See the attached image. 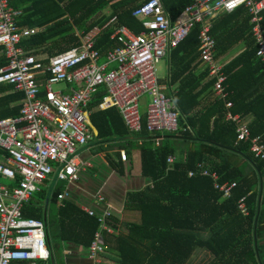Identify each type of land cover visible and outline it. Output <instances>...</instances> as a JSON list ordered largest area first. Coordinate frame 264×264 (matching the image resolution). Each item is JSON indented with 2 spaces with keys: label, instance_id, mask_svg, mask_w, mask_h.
I'll use <instances>...</instances> for the list:
<instances>
[{
  "label": "trees",
  "instance_id": "1",
  "mask_svg": "<svg viewBox=\"0 0 264 264\" xmlns=\"http://www.w3.org/2000/svg\"><path fill=\"white\" fill-rule=\"evenodd\" d=\"M108 1L9 0V4L15 9L22 8L19 25L41 28L23 38L20 46L35 53L34 49L46 45L52 55L79 42L75 30L87 32L114 15L119 24L132 32L142 30L139 19L131 12L145 0H119L111 5L109 14L99 15ZM161 1L174 21L194 0ZM250 19L245 6L221 13L213 21L210 34L215 40L217 58L241 41L246 44L245 50L223 65L224 87L228 92L227 100L232 102L229 111L243 118L253 116L249 123L251 138L259 136L264 143V71L255 55ZM261 25L264 28V11ZM199 31L200 25L196 24L169 52L174 68L171 77L173 81L180 79L174 95L179 127L177 132L164 133L165 139L159 145L153 139L160 136H149L143 126L144 119H141L142 129L131 134L114 108L96 110L104 95L102 91L95 94L89 104V109H94L90 121L98 131L97 139L122 140L120 147L126 153L138 149L141 176L149 180L143 189L127 193L126 209L138 211L139 219L127 222L125 230L116 234L103 231L105 249L99 257H109L111 261L101 260L100 264H186L198 247L211 253L205 264H264V190L256 244L253 234L264 161L255 157L250 141L236 142V125L225 119L224 101L212 92L215 78L209 77L201 83L208 69L204 67L195 72L199 62ZM111 32V28L105 29L96 38L95 48L101 53L114 44ZM6 63L7 58L0 52V67ZM191 63H194L193 70H188ZM11 91V85L0 84V118L19 114L23 94ZM205 91L210 92L211 98L196 109L199 96ZM169 155L175 157L170 165L167 163ZM107 158L119 168L120 161L116 162L109 154ZM197 163L214 171L219 184L234 183L228 197H222L209 178L199 174L189 176L188 171L196 170ZM63 188L64 182H59L49 198L47 210V190L43 189L36 192L41 200L35 204L30 198L22 206L24 216L43 220L46 215V243L53 257L52 264H67L64 244L75 243L88 252L94 233L100 228L97 218L88 215L77 202L67 199L58 204L57 194ZM240 198L246 206V214L238 208ZM107 222L117 226L112 216Z\"/></svg>",
  "mask_w": 264,
  "mask_h": 264
},
{
  "label": "built area",
  "instance_id": "2",
  "mask_svg": "<svg viewBox=\"0 0 264 264\" xmlns=\"http://www.w3.org/2000/svg\"><path fill=\"white\" fill-rule=\"evenodd\" d=\"M245 6L251 15L255 55L264 71V28L261 25L264 0H194L171 20L161 0H145L131 15L139 19L142 30L132 32L112 16L102 27L78 35L79 42L52 55L39 57L20 46V41L37 32V28L21 26V11L13 8L9 0H0V47L7 63L0 67V84L11 85L13 92L23 94L19 114L0 118V264H49L51 252L47 242L46 225L42 219L24 216L22 206L38 186L52 182L51 195L59 182L64 188L57 194L58 204L69 199V186L78 173L92 165L90 158L81 155L96 134L92 130L89 104L95 94H104L96 110L114 108L131 134L142 129L139 111L141 99L147 97L143 126L152 136L178 131L179 110L174 94L159 82L156 63L166 58L196 24L200 25L197 47L199 62L214 77V96L224 101L226 120L236 125V142L250 141L255 157L264 161V143L260 137L251 138L249 123L229 111L224 87L226 75L223 63L215 56V40L210 34L215 18ZM111 28L112 47L101 53L95 48L100 31ZM62 88L54 90V85ZM156 137L155 144H158ZM125 160L127 153L119 150ZM175 157H167L168 165ZM199 174L212 181L213 188L226 198L234 183H218V176L197 163ZM53 172L52 176L50 174ZM264 180V172H263ZM97 201L104 196L95 194ZM240 212L246 214L242 198L238 200ZM81 209L100 222L88 247L92 264H100L104 252L103 231L112 233L107 218L113 215L110 207L97 213L88 206Z\"/></svg>",
  "mask_w": 264,
  "mask_h": 264
},
{
  "label": "crops",
  "instance_id": "3",
  "mask_svg": "<svg viewBox=\"0 0 264 264\" xmlns=\"http://www.w3.org/2000/svg\"><path fill=\"white\" fill-rule=\"evenodd\" d=\"M116 2H119V0H109L107 6L103 9V11L99 15L109 14L111 11V5ZM18 10L21 11L22 8H19ZM104 24L102 25L96 24L92 28L102 27ZM34 28H37L38 29L37 31L41 29L37 26H34ZM92 28L89 29L88 31L92 30ZM105 29H102L100 33ZM84 33L86 32L75 30L76 36ZM45 46L46 45L42 46L41 48L34 49L35 53L33 54L39 57H45L46 55H49ZM245 48H246L245 42L241 41L236 45H234L224 55L218 57V59L224 65L232 58H234L236 55H238L241 51L245 50ZM166 59L168 63V72H167V81H166L167 84L165 85L168 88L167 93L170 92L175 95L177 93L180 79H176L175 81H173V77H171L174 68L171 66L170 53L168 54ZM193 64L194 63L190 64L188 70L192 69ZM203 68L204 66L200 62H198L196 63L195 72L198 73ZM182 76H184V74ZM209 77L211 76L207 75L206 77H204L201 83H203ZM196 90H198V88ZM210 98H211L210 92L208 91L203 92L199 96L200 103L198 104L196 109H199L201 106H204ZM242 119L250 123L251 120L253 119V116H247L245 118L242 117ZM91 125H92V130L96 134V136L93 140H91L88 147L81 150V155L85 158H90L92 161V165L90 167L82 169L78 173L77 179L73 182V184L69 186V199L80 204V207L88 206L97 213H101L106 208V205L109 206L110 210L113 212L112 218L114 217L117 221L116 227L111 224L113 228V232L109 234H116L120 231L125 230L127 222L137 221L139 219L138 211L126 209L127 193L143 189L149 184L148 182L149 180L146 177L141 176L140 158H139L138 149L134 148L130 152H127V158L125 160H122L118 152L120 149L125 150L122 147H120L123 141L115 139L107 142L100 140L99 138L97 139L98 131L93 126L92 123ZM163 136L164 135L159 137L157 145L160 144L163 138L165 139V137ZM170 139L176 140L177 138H170ZM139 142L140 141H137L136 143L139 144ZM100 145H104V147H99ZM189 146H191V144ZM107 154H109V156H111L116 162L120 161L121 164L119 165L118 169L115 168L109 162V159L107 158ZM45 185L49 187V182H47ZM98 193L104 196L105 200L103 202L97 201V199L95 198V194ZM64 251H66L67 253L66 254L67 264H92L91 260L88 257V252L82 250L81 247L75 243L64 244ZM108 258L109 257H107V259ZM107 259L105 257H103V259L101 258V260H104L105 262H108Z\"/></svg>",
  "mask_w": 264,
  "mask_h": 264
},
{
  "label": "rangeland",
  "instance_id": "4",
  "mask_svg": "<svg viewBox=\"0 0 264 264\" xmlns=\"http://www.w3.org/2000/svg\"><path fill=\"white\" fill-rule=\"evenodd\" d=\"M156 67H157V75L159 78V82L162 84H167L166 83L167 72H168L167 59L161 58L156 63ZM60 88H62V84H57V85H54V87H53L54 90H57ZM140 102L141 103L139 105V111H140L141 119H144V112H145V108H146L147 97H144L143 99H141ZM52 174H53V172L50 174V177L52 176ZM0 181L6 185L9 184L8 180H6L5 178H0ZM38 187L43 189V190L48 189L47 185H45V184H41ZM39 200H41V199L38 196V194L34 193L32 199L30 201H31V203L36 204V202ZM63 252H64V254H67L66 251H63ZM210 257H211V253L206 248H199L198 247L193 251V253L189 257V259L187 260L186 264H205ZM107 260L111 261V258H108Z\"/></svg>",
  "mask_w": 264,
  "mask_h": 264
},
{
  "label": "water",
  "instance_id": "5",
  "mask_svg": "<svg viewBox=\"0 0 264 264\" xmlns=\"http://www.w3.org/2000/svg\"><path fill=\"white\" fill-rule=\"evenodd\" d=\"M152 137V135H150ZM260 179H261V195H260V200H259V204H258V212L256 213V216H255V220H254V224H253V234H254V241H255V244L257 243V235H256V230H257V219L259 218V215H260V207H261V199H262V192L264 190V180H263V176L262 174H260ZM55 182V177L53 178L52 182L50 183L48 189H47V198H46V201H45V209L48 205V201H49V198L51 196V190H52V187H53V184ZM47 210V209H46ZM43 221L46 225V215L44 214L43 216ZM47 231V229H46ZM48 238V237H47ZM52 260H53V257L52 255H50L49 257V262L50 264H52Z\"/></svg>",
  "mask_w": 264,
  "mask_h": 264
}]
</instances>
